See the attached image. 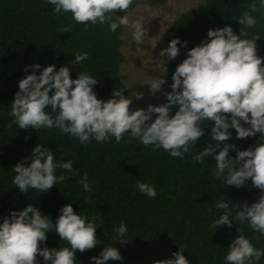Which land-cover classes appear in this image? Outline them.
I'll list each match as a JSON object with an SVG mask.
<instances>
[{
    "label": "trees",
    "instance_id": "1",
    "mask_svg": "<svg viewBox=\"0 0 264 264\" xmlns=\"http://www.w3.org/2000/svg\"><path fill=\"white\" fill-rule=\"evenodd\" d=\"M150 5H163L168 0H143ZM140 0H133L129 9ZM252 0H203L196 7L179 14L163 33L169 42L179 37L187 45L178 44L180 59L169 60L166 73L167 92L171 91L172 74L176 66L186 58L188 49L208 39V29L230 25L237 35L242 27L237 19ZM259 0H257V3ZM54 6L47 0H0V223L10 211L22 210L29 204L38 207L42 215L55 223L60 209L71 203L74 211L91 219L98 218L96 228L97 245L84 252L76 251L75 264H94L93 256H99L105 246H115L121 260H109L106 264H155L156 261L174 259L173 253L184 248L183 255L190 264H225V255L232 239L238 236V227L257 248L264 249V237L257 243L258 233L247 223L232 222V226L213 227L214 221L223 210L214 207L216 200L223 198L230 204L258 201L261 190L252 186L249 179L243 187L223 185V179L215 176V159L207 157L203 163H193L196 155L207 143H214L209 135L211 122L204 126L197 145L190 147L184 158H175L162 148L156 151L145 147L126 133L117 143L114 137L109 141L96 142L94 139L81 144L78 138L62 134L58 128L21 129L9 115L11 101L19 91L18 82L31 73V65L41 68L55 65L68 66L75 79L79 72L88 73L97 79L93 91L97 97L107 100L113 89L121 90L128 97L126 84L121 76L125 61V27L111 32L107 24L92 25L87 31L77 24L71 13L54 12ZM119 16V11L116 13ZM257 25L250 29L249 37L257 39V54L264 57V13H253ZM115 19V17H114ZM67 29L68 32H61ZM86 52L88 59L81 64L70 63L75 53ZM28 69L26 72L25 69ZM54 91V90H53ZM52 93L50 92V95ZM166 97L158 104L165 103ZM174 106L172 114L177 110ZM51 110V106H48ZM55 114H53L54 116ZM155 119V114H153ZM207 123V122H205ZM246 127L248 125H245ZM228 143L236 145L230 150L235 157L237 150L255 147L260 134L255 137L237 139L235 129ZM41 144L49 149L56 161L73 163L74 173L57 169L56 175L69 176L57 182L45 193L29 188L22 193L12 184L15 173L11 171L17 163H30L25 157L32 155L33 148ZM87 173L93 192L89 195L80 184ZM137 180L152 185L156 197L150 198L137 188ZM236 207L233 206V218ZM124 223L127 232L118 241L115 228ZM47 240L43 248L68 247L54 230L46 231ZM39 264H46L38 256ZM259 264H264L261 257Z\"/></svg>",
    "mask_w": 264,
    "mask_h": 264
},
{
    "label": "clouds",
    "instance_id": "2",
    "mask_svg": "<svg viewBox=\"0 0 264 264\" xmlns=\"http://www.w3.org/2000/svg\"><path fill=\"white\" fill-rule=\"evenodd\" d=\"M54 6L53 11L71 13L77 24H107L111 32L124 26L132 29V39L143 44L146 29L142 21H132L128 10L133 0H47ZM117 11L125 15L117 16ZM253 13H264V0H252L237 19L242 26L239 35L230 25L208 29V39L187 51L186 58L179 63L172 74L171 91L164 92L166 102L159 105L149 104L147 108L130 109L131 97L122 94V89H113V95L107 100L99 99L93 91L97 79L88 73L79 72L73 79L68 66L55 65L41 68L40 64L31 65V73L18 82L19 91L11 101L9 115L21 129L58 128L62 134L78 138L81 144L109 141L114 137L119 143L126 133L130 139H136L152 150L162 148L170 156L183 159L190 147L197 145L204 135V126L211 122L210 137L214 143H207L193 156V163H203L210 155L214 157L215 176L223 179V185L243 187L250 179L252 186L261 190L258 201L251 203L230 204L223 198L214 203L223 214L214 221L213 227L232 226V222L247 223L258 233L257 243L264 237V57L257 54V39L249 37L250 29L257 25ZM115 17V19H114ZM61 32H68L61 29ZM179 37L172 39L168 46L161 49L155 68L160 75L145 81L150 92L155 95L163 91L167 83V60H174L179 54ZM70 63L79 65L88 59V53L77 52ZM25 71L28 69L26 67ZM54 90V91H53ZM50 92L52 93L50 95ZM142 99L143 94L134 95ZM51 106V110H48ZM174 106L177 110L172 114ZM53 114H55L53 116ZM155 114V119H153ZM207 122V123H205ZM245 125H248L247 127ZM230 129H235L236 138L244 139L260 134L255 147L237 150L235 157L230 150L236 145L228 143L232 136ZM27 165L17 163L11 169L15 173L12 184L20 192L27 193L29 188L47 192L57 182L69 179L56 170L63 169L74 173L73 163L56 161L49 149L37 144ZM80 184L91 199L92 184L88 175L80 179ZM137 188L150 198L156 197L155 188L137 180ZM236 210L233 218V206ZM98 218L76 213L71 203L60 209L55 223L40 209L29 204L22 210L10 211L9 216L0 223V264H39L38 256L46 264H75L77 250L84 252L94 248L97 243L96 228ZM54 230L61 241L68 247H41L47 240L46 231ZM240 233L231 240L225 255V264H259L264 257V249L257 248L238 227ZM120 242L124 239L127 228L121 223L114 229ZM184 248L172 255L174 259L156 261L155 264H190L183 255ZM122 256L115 246H105L99 256L91 257L94 264H106L109 260H121Z\"/></svg>",
    "mask_w": 264,
    "mask_h": 264
},
{
    "label": "rangeland",
    "instance_id": "3",
    "mask_svg": "<svg viewBox=\"0 0 264 264\" xmlns=\"http://www.w3.org/2000/svg\"><path fill=\"white\" fill-rule=\"evenodd\" d=\"M203 0H168L163 5H150L143 0L132 9L128 10V15L132 21H142L146 29L143 44H138L132 39V29L125 27L124 54L125 61L122 66L121 76L128 90V97L132 103L130 109L147 108L149 104L156 105L164 98L167 92L166 84L162 86L163 91L153 95L150 86L144 83L153 77L159 76L158 69L155 68L156 61L161 49L168 46L163 38L165 29L173 20L184 11L196 7ZM119 11V16L125 15ZM168 62L167 56L163 57ZM180 59V52L175 60ZM166 79V74L164 76ZM142 93V99H136L135 94Z\"/></svg>",
    "mask_w": 264,
    "mask_h": 264
}]
</instances>
